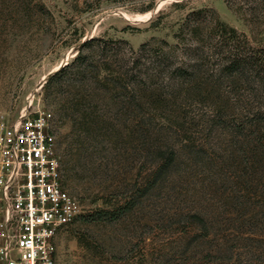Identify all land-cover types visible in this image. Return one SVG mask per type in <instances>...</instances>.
<instances>
[{"label":"rangeland","instance_id":"rangeland-1","mask_svg":"<svg viewBox=\"0 0 264 264\" xmlns=\"http://www.w3.org/2000/svg\"><path fill=\"white\" fill-rule=\"evenodd\" d=\"M201 8L264 41V0H0V114L51 112L64 188L81 204L56 236L54 264H264V204L244 188L241 137L211 122L264 109V84L222 75L221 56L207 50L201 68L214 96L184 99L166 87L169 101L148 97L166 75L138 48L173 45L186 13ZM91 37L108 43L106 56L91 51L97 68L57 73ZM165 49L174 64L199 63ZM116 206L126 208L117 219L82 218Z\"/></svg>","mask_w":264,"mask_h":264},{"label":"trees","instance_id":"trees-1","mask_svg":"<svg viewBox=\"0 0 264 264\" xmlns=\"http://www.w3.org/2000/svg\"><path fill=\"white\" fill-rule=\"evenodd\" d=\"M206 11L209 10L201 8L186 13L175 33L176 43L173 45H169L167 41L163 40L160 45L150 47V51L147 49L149 42H144L138 48V52L140 53L149 52L153 54L154 59L152 61L156 64V70L158 69V73L161 75L164 73L166 75V84L162 86L160 93L157 92L156 88L149 87L150 95L148 97L152 99L156 95L153 98L154 102L169 101V96L167 95L169 89H166V87H171L170 90L172 91L176 89L180 95L185 96L184 99L203 100V98H207L208 96H214L217 93L216 89L214 87L208 88V86L212 85L209 79L213 74H209V70L201 68L202 59L206 60L208 57L207 50H211L213 54L221 56L223 63L220 72L222 75L234 78L235 76L242 75V73H248L253 81L257 80L258 83L264 84V41L260 44H252L244 33H239L235 28L222 20L220 21L214 10L209 11L211 12L209 19L205 14ZM208 39L212 41L206 43ZM107 45L106 40L93 37L86 39L79 47V52L73 62L62 67L57 73H66L68 69L78 73L94 70L97 67L95 66L96 63L92 61V49L96 47L100 49L102 55H105V52L108 51ZM165 48L171 49L173 52L180 50L182 51L181 53H186L187 57L192 56L195 60L198 59L199 63H189L187 60H184L179 65L174 64L173 60H171V54H168ZM84 49H88L89 53L87 51L83 52ZM137 60L140 61L139 59ZM134 63V67L139 65L136 61ZM107 67L110 69V75H113L112 73L118 75L112 76L113 79L114 77L121 78L119 74L121 70H118L120 68H110L111 66L108 64ZM127 85L128 83L123 84V91L128 96L129 89ZM164 88L165 90L163 91ZM123 96L126 95L124 94ZM128 99L134 101V94H130ZM219 118H215L211 122L217 125L225 124L234 135V140L236 137H241V139H236L238 142L242 140L241 155L250 163L244 166L243 174L245 173L246 176L244 188L253 192L254 196L258 198V202L260 201L264 204V109H258L252 116ZM174 153L175 150L168 148L166 153L160 154L164 159V163L161 164L163 171L172 164ZM247 155H250V158ZM240 160L242 159L239 158ZM59 165L60 173H62L60 159ZM62 185L63 187L65 186L63 173ZM125 210L126 208L122 206H116L109 210L95 208L89 214L82 216V218L86 222L110 221L123 215L126 212Z\"/></svg>","mask_w":264,"mask_h":264},{"label":"built area","instance_id":"built-area-1","mask_svg":"<svg viewBox=\"0 0 264 264\" xmlns=\"http://www.w3.org/2000/svg\"><path fill=\"white\" fill-rule=\"evenodd\" d=\"M52 115L0 114V264H54L57 234L81 213L62 185Z\"/></svg>","mask_w":264,"mask_h":264}]
</instances>
